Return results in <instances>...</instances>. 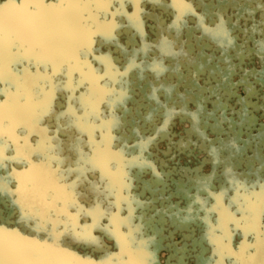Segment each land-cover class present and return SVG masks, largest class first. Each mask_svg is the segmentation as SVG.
Listing matches in <instances>:
<instances>
[{
    "label": "rangeland",
    "instance_id": "374dc122",
    "mask_svg": "<svg viewBox=\"0 0 264 264\" xmlns=\"http://www.w3.org/2000/svg\"><path fill=\"white\" fill-rule=\"evenodd\" d=\"M8 2L0 0V5ZM173 2L136 0L137 14L133 0H127L124 14L115 16L119 3H113L107 14L97 15L100 23L114 27L107 34L95 32L89 54L80 55L93 75L105 77L101 84L115 89V95L100 103V116L89 109L81 123L95 125V142L101 147L107 143L111 152H123L131 162L124 168L123 189L112 185L99 167L79 162L81 151L92 154L90 137L68 110L85 115L79 98L91 85L87 79L79 83L75 65L63 64L53 77L56 87L48 101L53 113L42 114L38 122L49 144L30 159L34 166L47 160L66 191L56 195L50 208L22 215L14 203L20 187L15 174L25 173L29 164L17 153L16 143L8 141L0 166V181H8L0 191V228L41 242L55 236L60 247L95 264L120 253L113 215L131 218L133 238L146 243L152 264H234V256L217 254L209 239L211 228L233 253L244 243H256L243 225L236 229L237 224L225 219L221 226L212 194L223 190V203L231 205L239 220L238 204L232 202L235 184L264 182V0H184L191 7L179 24ZM129 16H136V22ZM220 24L226 35L217 38L213 32ZM202 58L205 68L195 69L192 61ZM109 65L121 73L115 82L107 75ZM16 73L35 77L36 90L47 92L44 76H52L53 66L37 67L27 60ZM5 90L16 92L1 82L0 105L10 101ZM16 137L20 145L26 138L33 148L41 142L27 125ZM70 217L78 225L75 230ZM119 231L128 233V223Z\"/></svg>",
    "mask_w": 264,
    "mask_h": 264
},
{
    "label": "snow or ice",
    "instance_id": "6c2138e0",
    "mask_svg": "<svg viewBox=\"0 0 264 264\" xmlns=\"http://www.w3.org/2000/svg\"><path fill=\"white\" fill-rule=\"evenodd\" d=\"M126 2L127 0H58L57 3L46 4L43 0H23L22 3L17 4L9 0L8 3L0 5V81L16 88L15 93L5 90L10 101L6 105H0V166L4 165L6 159L3 153L7 142L16 143L17 153L29 164L25 173L15 174L20 177L18 181L20 187L15 192L14 203L19 204L22 215H31L38 208H50L56 195L65 192L67 188L59 183L56 171L51 169L47 160L42 161L39 166H34L30 159L33 152L49 144L46 129L39 128L38 122L49 106L52 90L56 87L53 81L56 70L63 64L75 65L82 77L79 83L82 84L87 79L91 85L88 92L79 98L85 115L77 116L71 108L68 110V114L74 118L78 127L88 129L90 137L92 154L88 155L81 151L79 162L84 166L99 167L112 185L121 190L124 187V168L131 162L124 158L123 152H111L107 143L101 147L95 142L93 137L95 125L81 123L87 119L89 109L99 117L100 103L106 97L115 95V89L101 84L100 81L105 77L93 75L94 70L86 60H80V55L82 51L85 55L89 54L87 49L95 32L103 31L107 34L114 27L112 24L100 23L97 13L107 14L113 3H119V8L113 15L124 14ZM133 2L138 14V4L136 0ZM172 7L177 13L176 21L179 24L191 6L184 0H174ZM128 19L134 23L137 17L129 16ZM213 35L217 38L226 35L223 24L217 26ZM25 59L30 62L35 61L37 67L41 64L45 67L49 64L53 66L52 76H44L47 81V92L43 90L38 92L35 83H30L27 77L22 78L14 71V66ZM85 67L88 68L87 73L84 71ZM71 75L69 71V83H71ZM107 75L115 82L121 73L109 65ZM22 124L35 129L41 136L38 148L29 145L26 138L24 145L19 144L16 130ZM105 126L110 127V122H105ZM144 163L147 164L146 161ZM113 165L116 166L115 173L112 171ZM7 183L6 179L0 181V191L6 190ZM26 183L31 184L30 189L25 187ZM235 190L237 196L232 202L238 204V211L241 214L239 220H236L230 211L231 205L223 203V190L220 194H212L217 201L215 210L220 213L221 226L223 227L225 219L237 226L243 225L246 234L252 232L255 235L256 243L254 245L244 243L239 252L233 253L229 246L220 243L216 236V228L210 229L209 239L216 245L218 255L223 256L227 252L229 256H234V264H264V182L258 185V190L255 183L249 185L238 182L235 184ZM128 200L131 203V199ZM96 211L98 215L104 214L102 209L98 208ZM131 211L129 207V212ZM70 219L73 222L71 228L75 230L78 227L75 218L70 217ZM130 219L128 217L122 220L113 215V234L120 253L115 257L109 254L108 259L101 264H152L146 251V243L136 242L133 238L135 230L132 229ZM124 223H128V233L119 231ZM250 247L255 248V251L250 252ZM0 264H95V262L76 256L60 247L56 243L55 236L51 242H41L26 239L15 230L0 228ZM216 264H222V261H217Z\"/></svg>",
    "mask_w": 264,
    "mask_h": 264
},
{
    "label": "bare ground",
    "instance_id": "6f19581e",
    "mask_svg": "<svg viewBox=\"0 0 264 264\" xmlns=\"http://www.w3.org/2000/svg\"><path fill=\"white\" fill-rule=\"evenodd\" d=\"M24 61H27V60H26V59H25V60H21L20 62H18V63L14 66V70H15L16 72L19 70L20 66H23V65H24ZM192 64H193V66H194L195 69H197V70H202V69H204L205 66H206V60L202 58V59H200L199 62L192 61ZM42 66H43L44 68H46L43 64H42ZM28 79H29V82H30V83H35V84H36L35 77L31 76V77H28ZM1 82H3V81H0V88H1ZM3 83H5V82H3ZM48 105H49V106H48L47 109L43 112V114H45L46 112H49V111H50V113H53L52 109L50 110V108H51V102H48ZM22 127H23V124H22L17 130H20ZM17 130H16V131H17ZM114 166H115V165H114ZM256 185H259V184H256ZM237 227H239V226H236V229H238ZM243 230H244V228H243Z\"/></svg>",
    "mask_w": 264,
    "mask_h": 264
}]
</instances>
